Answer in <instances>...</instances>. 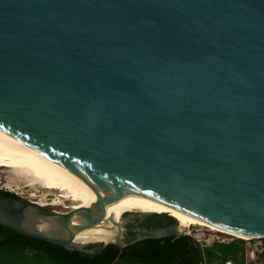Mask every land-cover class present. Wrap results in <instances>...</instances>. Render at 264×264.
<instances>
[{"label":"water","instance_id":"95a60500","mask_svg":"<svg viewBox=\"0 0 264 264\" xmlns=\"http://www.w3.org/2000/svg\"><path fill=\"white\" fill-rule=\"evenodd\" d=\"M0 127L98 198L58 211L0 194V224L24 236L92 253L76 238L123 186L264 237V0H0ZM168 214L92 243L179 236Z\"/></svg>","mask_w":264,"mask_h":264},{"label":"trees","instance_id":"16d2710c","mask_svg":"<svg viewBox=\"0 0 264 264\" xmlns=\"http://www.w3.org/2000/svg\"><path fill=\"white\" fill-rule=\"evenodd\" d=\"M0 194L20 197L6 190H0ZM138 220L128 224L126 242L137 237L132 228ZM175 221L168 213L160 212L143 217L140 226L153 229ZM202 246L190 235L180 234L143 239L122 250L117 244L110 243L91 254L70 251L45 240L27 237L0 224V264H30L29 258L32 256L36 264H213L216 261L220 264H246V246L242 239L229 243L214 241L208 246ZM262 257L264 253L259 259Z\"/></svg>","mask_w":264,"mask_h":264},{"label":"bare ground","instance_id":"6f19581e","mask_svg":"<svg viewBox=\"0 0 264 264\" xmlns=\"http://www.w3.org/2000/svg\"><path fill=\"white\" fill-rule=\"evenodd\" d=\"M0 165L10 167L15 171L25 170L33 178L43 182L46 187L63 191L67 198L78 201L72 207L73 209L99 204L95 193L79 173L43 152L29 141L15 136L2 127H0ZM127 211L167 212L176 217L180 224L179 227L182 229L197 222L222 229L160 199L122 186L109 196L106 218L93 229L80 233L76 241L80 243L116 241L122 233L123 215ZM236 234L252 237L247 234Z\"/></svg>","mask_w":264,"mask_h":264},{"label":"rangeland","instance_id":"374dc122","mask_svg":"<svg viewBox=\"0 0 264 264\" xmlns=\"http://www.w3.org/2000/svg\"><path fill=\"white\" fill-rule=\"evenodd\" d=\"M0 190L11 191L19 195L21 198L37 201L46 207L58 211H68L73 209L72 207L78 202L74 199L67 198L63 194V191L46 187L43 182L33 178L25 170L15 171L12 168L3 165H0ZM134 213L135 211H127L124 213L123 217L129 219L126 223L131 220V216ZM126 223H124L123 226H125ZM180 231L181 234H187L191 237L194 235H200L204 237L206 242L202 247L208 246L214 241H223L224 243H229L236 241L237 239H242L244 241V245L246 246V264H255L254 260L250 257L249 251L252 249L254 242H257L256 238L245 237L233 232H228L213 226H209L207 224H202L200 222L191 223V225H188L186 228H180ZM29 262L30 264H36L35 258L33 256L29 258ZM259 262L260 263L258 264H264V258L262 257L259 259ZM228 263L229 262L226 264ZM213 264H220V262L216 261L213 262Z\"/></svg>","mask_w":264,"mask_h":264},{"label":"built area","instance_id":"2783aa9c","mask_svg":"<svg viewBox=\"0 0 264 264\" xmlns=\"http://www.w3.org/2000/svg\"><path fill=\"white\" fill-rule=\"evenodd\" d=\"M192 238L194 239V241L200 243L201 245L205 244V238L200 236V235H194L192 236ZM257 242H254V245L252 247V249L249 251L250 257L254 260L255 264L260 263L259 262V257L261 254L264 253V237H259L256 238ZM228 264H232L231 262H229Z\"/></svg>","mask_w":264,"mask_h":264},{"label":"flooded vegetation","instance_id":"af4514ba","mask_svg":"<svg viewBox=\"0 0 264 264\" xmlns=\"http://www.w3.org/2000/svg\"><path fill=\"white\" fill-rule=\"evenodd\" d=\"M135 214V213H134ZM133 214V215H134ZM139 218L140 220L136 221L135 224H134V227L132 228V230H134L136 232L137 235L139 234H145L146 232H148L149 228H146V227H142L140 226V222L143 218H140V217H133L131 218V220L126 223V225L124 226V232H123V239L125 240L127 234H128V230H129V227H128V224L131 222V221H134L135 219ZM88 249H93V252L91 254H94L98 249L100 248H103V244L102 243H90L86 246ZM86 253H89V252H86Z\"/></svg>","mask_w":264,"mask_h":264}]
</instances>
